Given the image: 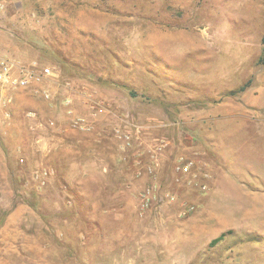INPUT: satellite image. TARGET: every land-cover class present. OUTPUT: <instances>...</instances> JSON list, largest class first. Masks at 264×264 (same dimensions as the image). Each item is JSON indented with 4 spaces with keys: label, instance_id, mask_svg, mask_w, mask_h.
Returning <instances> with one entry per match:
<instances>
[{
    "label": "rangeland",
    "instance_id": "rangeland-1",
    "mask_svg": "<svg viewBox=\"0 0 264 264\" xmlns=\"http://www.w3.org/2000/svg\"><path fill=\"white\" fill-rule=\"evenodd\" d=\"M263 38L264 0H0L54 72L0 100V264H264Z\"/></svg>",
    "mask_w": 264,
    "mask_h": 264
},
{
    "label": "built area",
    "instance_id": "built-area-1",
    "mask_svg": "<svg viewBox=\"0 0 264 264\" xmlns=\"http://www.w3.org/2000/svg\"><path fill=\"white\" fill-rule=\"evenodd\" d=\"M33 65L36 66V64ZM15 66L14 62L0 55V100L6 99L7 101L8 99L6 98V87L29 88L33 83L42 82L54 75L52 68L49 66L42 67L39 71H30L24 67L18 66H16L17 70L15 71ZM34 91L36 93H43L47 98L50 97L49 92L42 88L36 87ZM78 123L77 121V124ZM179 163L177 169L183 173L190 172L194 164L193 161H181ZM173 198L174 197H171V199Z\"/></svg>",
    "mask_w": 264,
    "mask_h": 264
},
{
    "label": "trees",
    "instance_id": "trees-1",
    "mask_svg": "<svg viewBox=\"0 0 264 264\" xmlns=\"http://www.w3.org/2000/svg\"><path fill=\"white\" fill-rule=\"evenodd\" d=\"M263 43H264V38H263ZM248 84L244 85L243 87L240 88V90H244ZM223 238V234L215 239H213L212 243H216L220 241Z\"/></svg>",
    "mask_w": 264,
    "mask_h": 264
}]
</instances>
